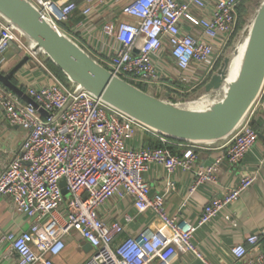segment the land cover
Instances as JSON below:
<instances>
[{"label": "built area", "instance_id": "1", "mask_svg": "<svg viewBox=\"0 0 264 264\" xmlns=\"http://www.w3.org/2000/svg\"><path fill=\"white\" fill-rule=\"evenodd\" d=\"M30 1L61 29L76 11L87 18L109 1L119 0H85L82 6L71 0ZM238 5L239 0H124L122 13L134 21L104 22V34L119 42L104 66L136 86L154 82L158 80L155 56L169 50L182 81L187 80V72L200 79L236 31ZM200 11L203 15L197 13ZM186 25L199 29L201 35L186 30ZM82 26L83 21L78 28ZM12 43L34 55L23 33L0 14V61ZM53 77L49 85L28 88L27 94L38 107L0 83V107L6 120L26 131L19 153L0 172V198L10 196L16 210L31 222L29 229L1 237L9 243L5 256L16 264H55L53 257L65 248V238L78 231L95 248L84 264H172L180 252L212 264L195 245V232L238 201L254 177L244 175L222 197H213L197 224L184 221L166 208L167 196L176 183L170 180L163 193H152L144 174L153 163L163 165L170 175L178 169L191 170L197 159L194 149L176 154L169 138L80 85ZM263 93L228 138L226 152L196 171L192 190L207 182L216 183L222 163L239 164L256 144L260 132L252 125V117L260 113L264 124ZM137 129L159 134L164 145L129 147L127 141ZM113 196L131 197L138 212L153 211L171 235L163 237L145 227L118 240L125 230L123 224L107 222L100 213ZM226 218L231 219L230 215ZM132 219L126 216V220ZM262 236L264 228L234 245L231 264H264V254L249 258L247 247L257 245Z\"/></svg>", "mask_w": 264, "mask_h": 264}, {"label": "crops", "instance_id": "2", "mask_svg": "<svg viewBox=\"0 0 264 264\" xmlns=\"http://www.w3.org/2000/svg\"><path fill=\"white\" fill-rule=\"evenodd\" d=\"M71 1H79L82 6L85 0ZM248 1L257 3L260 0H239V5ZM123 3L124 0L109 1L87 18L83 17L79 11L73 15L71 20L62 25L63 30L104 65L119 47V42L115 38L104 34L102 29L104 22L107 20L134 21V18L122 13ZM197 13L203 15L204 12ZM81 21L84 22V26L78 28ZM185 29L198 36L201 35L199 29H194L189 25H186ZM26 55H29V60L12 77V81L25 94L31 86L41 87L51 84L55 76L50 66L54 63L42 51L30 55L15 43L11 44L0 61V71L9 73ZM155 63L158 69V80L143 83L147 87L146 92L158 97H168L176 102V99L188 98L196 91L197 87L194 86L196 77L193 76V72H187V80L182 81L180 79L181 70L177 67L169 50L155 56ZM203 100L204 97L195 103L203 102ZM188 103L193 105V99L188 100ZM252 125L260 132L256 144L239 164L233 166L227 161L222 163L216 183L207 182L192 190L196 171L213 164L219 155L225 153L228 148V139L204 144L170 139L169 146L176 154L182 155L189 149H194L197 159L193 168L191 170L178 169L170 175L163 165L153 163L144 174L152 193H163L170 180L176 183V189L167 196L166 208L170 214L178 215L182 220L193 224H197L204 206L213 197H222L244 175L254 177V182L242 193L238 201L223 208L213 220L200 226L195 232V245L212 264L233 263L231 248L243 242L248 236L260 233L264 228V124L260 113L252 117ZM25 136V130L9 124L0 107V172L4 164L17 156ZM127 145L133 148L161 147L164 142L159 134L137 129L133 137L127 141ZM100 213L107 222L119 221L123 224L125 230L117 237L118 240L137 234L145 227L152 228L163 237L171 235L170 230L153 211L138 212L131 197L113 196L100 208ZM127 215L133 219L126 220ZM227 215H230L231 219H227ZM30 223V218L25 213L16 210L10 196L5 195L0 198V239L8 232L21 233L29 229ZM65 242L66 246L62 252L53 257L55 264H84L95 252V248L78 231H72L65 238ZM8 246V242L0 240V264H16L14 259L5 256ZM247 247L249 258L254 259L264 254V236L260 238L257 245L247 244ZM172 264L204 263L192 253L180 252Z\"/></svg>", "mask_w": 264, "mask_h": 264}, {"label": "water", "instance_id": "3", "mask_svg": "<svg viewBox=\"0 0 264 264\" xmlns=\"http://www.w3.org/2000/svg\"><path fill=\"white\" fill-rule=\"evenodd\" d=\"M0 14L26 38L31 51L44 53L67 76L109 104L122 110L163 136L196 144L228 139L247 118L253 104L264 90V0L257 4L251 25L246 28L248 42L240 63V73L226 94L201 110L186 102L177 103L158 97L115 75L92 57L63 30L51 24L30 0H0ZM35 43V46L32 45ZM140 46L136 48L138 52ZM29 60H23L9 73L0 71V83L25 102L38 107L13 81V75ZM231 56L205 85L202 96L223 87L229 73ZM197 100H193L194 103ZM192 105V106H191ZM44 115L47 112L40 110ZM62 182L63 192L68 194Z\"/></svg>", "mask_w": 264, "mask_h": 264}, {"label": "rangeland", "instance_id": "4", "mask_svg": "<svg viewBox=\"0 0 264 264\" xmlns=\"http://www.w3.org/2000/svg\"><path fill=\"white\" fill-rule=\"evenodd\" d=\"M257 4H258V2L256 3L254 1H248L247 3H245L247 9L245 12H243V14L240 13V9L238 10L237 29L229 38V41L227 42L226 46L223 48L222 52H220L219 57L211 64V66H209L207 72H204L203 75L200 77V79H197L195 81V85L194 84L193 85L197 87L196 91H194L193 94H191L188 98L185 97L187 99H185V98L176 99L175 101L177 103L186 102V101L191 100V99L197 100L199 97L202 96V91L204 90L205 85L211 80L212 76L215 73H217L218 70L222 67L225 58L233 55V53L235 52V49L237 48V46L241 42L240 40H241L242 35L244 34L246 28L251 25V22L253 21V19L255 17L256 10H257ZM60 27L63 30V27L62 26H60ZM63 31L65 32V30H63ZM51 69L53 70V73L55 74V76L58 79H60L64 82L69 81L67 76L62 71H60V72L66 78H62L52 67H51ZM199 72L202 73L203 69L201 68ZM235 72H234V76H232L230 79L231 82H234L236 77H237L236 76L237 75V69L235 70ZM225 94L226 93H224V89L222 87L219 90L212 92L209 96H204L203 104L204 105H210L212 102L221 99Z\"/></svg>", "mask_w": 264, "mask_h": 264}, {"label": "bare ground", "instance_id": "5", "mask_svg": "<svg viewBox=\"0 0 264 264\" xmlns=\"http://www.w3.org/2000/svg\"><path fill=\"white\" fill-rule=\"evenodd\" d=\"M240 41L241 42L239 43V45L235 49V52L233 53V55H231L232 57H231V65L229 68V73L227 74V77H226L224 84H223L224 93L227 92L229 86L233 83L230 81V79L232 76H234L235 70L237 69V75H236L237 77H236L235 81L237 80L239 73H240V63L242 61L243 53H244L245 47H246L247 42H248V37L245 35ZM32 45L35 46V43L32 42ZM193 106H197V108H195V109L201 110V109H203L202 107L204 106V104H203V102H197V103H193Z\"/></svg>", "mask_w": 264, "mask_h": 264}, {"label": "trees", "instance_id": "6", "mask_svg": "<svg viewBox=\"0 0 264 264\" xmlns=\"http://www.w3.org/2000/svg\"><path fill=\"white\" fill-rule=\"evenodd\" d=\"M83 1V0H82ZM81 1V2H82ZM78 5H80V2L79 1H75ZM239 9H240V13L241 14H243V12H245L246 11V9H247V7H246V5L243 3V4H240L239 5ZM77 12H79V10L78 11H76L75 13H77ZM74 13V14H75ZM73 14V15H74ZM73 15L71 16V18L73 17ZM71 18H70V20H71ZM64 24V23H63ZM62 24V25H63ZM50 66L62 77V78H66L65 76H63L62 75V73L60 72L61 71V69L59 68V67H57V66H55L54 64H50ZM60 69V70H59ZM69 82V81H68ZM139 88H141L142 90H144V91H146L147 90V87H146V85L145 84H138L137 85Z\"/></svg>", "mask_w": 264, "mask_h": 264}]
</instances>
